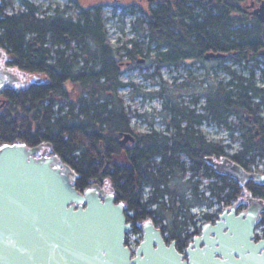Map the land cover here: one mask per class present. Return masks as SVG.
<instances>
[{"label": "trees", "instance_id": "16d2710c", "mask_svg": "<svg viewBox=\"0 0 264 264\" xmlns=\"http://www.w3.org/2000/svg\"><path fill=\"white\" fill-rule=\"evenodd\" d=\"M7 1L0 0V51L11 61L10 69H5L20 77L21 84L4 91L8 101L0 109V145L43 143L70 165L80 188L104 181L96 168L95 156L103 147L98 143L115 145L119 135L131 129V112L119 93L125 84L120 80V52H127L134 60L153 48L156 63L173 61L179 65L189 59L207 60L204 55L210 50L226 53L225 57L210 58L213 60L250 61L264 47V23L242 20L238 14V7L247 0H158L146 9L138 8L133 0L123 5L110 0L114 6L127 5L130 12L139 10L137 19L145 25L142 40L133 37L130 46L116 47L108 37L102 4L96 12L74 22L63 15L38 16L41 5L27 0L25 11L5 14ZM66 34L71 41H65ZM225 70L232 74L231 79L213 85L203 108L209 118L224 122L233 131L228 118L237 116L245 121L254 112L249 93L255 87L251 78L240 76L230 65ZM199 96H192V104ZM175 106L189 111V106L179 101ZM193 113L197 122L199 115ZM256 149L244 142L235 154L238 163L248 169ZM142 150L138 148L131 169L118 164L113 180L118 200L128 209L141 210L148 203L141 188L151 179V149L145 156ZM260 151L264 156V150ZM249 179L238 187L225 175L223 195L217 193L218 198L230 204L238 196L250 194V200L264 203V184ZM149 197L154 202L159 196L150 190ZM186 243L180 242L179 249Z\"/></svg>", "mask_w": 264, "mask_h": 264}, {"label": "water", "instance_id": "95a60500", "mask_svg": "<svg viewBox=\"0 0 264 264\" xmlns=\"http://www.w3.org/2000/svg\"><path fill=\"white\" fill-rule=\"evenodd\" d=\"M254 12L264 21V0ZM204 56L226 53L210 50ZM17 79L0 68V92ZM128 139L134 136L127 132L121 142ZM40 149L26 142L0 145V264H264V237L255 235L259 200L238 213L236 205L225 207L184 250L175 240L167 242L150 220L132 248L126 242L132 229L126 204L98 183L77 187L70 165L55 154L38 155ZM227 170L264 183V173L235 161Z\"/></svg>", "mask_w": 264, "mask_h": 264}, {"label": "flooded vegetation", "instance_id": "af4514ba", "mask_svg": "<svg viewBox=\"0 0 264 264\" xmlns=\"http://www.w3.org/2000/svg\"><path fill=\"white\" fill-rule=\"evenodd\" d=\"M8 1L4 9L5 14H16L26 10V0H18L22 4L20 6L13 5L11 0ZM27 1L40 6L39 3L34 1ZM46 1L47 4L45 8H40L36 13L38 16L52 17L63 15L64 17H70V19L74 22H79V19L83 15H87L89 12H96L100 4H102V8L104 6L113 5L110 0H67V3L65 4H63L62 0ZM116 1L122 5L124 3L128 4V0ZM147 1L153 3L158 0ZM261 1L262 0H250L249 3L246 4L243 2L238 7V14L240 15V18L242 20L249 18L253 21L256 20L264 23V21L258 17L257 13L254 12ZM133 3H136L137 7L140 9H146L148 7V5H145V0H133ZM65 41H71L67 34L65 35ZM72 43H74V40H72ZM259 50L257 51V56L253 60H242L230 65L231 68L232 66H240L241 70L237 73L243 77L245 76L243 75V72L245 70L249 71L250 74L245 77L251 78V82L255 87V90L249 93V97L253 100L252 104L254 106V112L249 117H246L245 121H242L240 118L235 116L237 121L235 125L240 131L242 145L245 142V144L257 147L255 150L256 155L253 164L264 161L263 153L260 151L264 150V54H261ZM148 55L149 53L144 54L145 59ZM125 57L127 60L120 62V68L123 62L127 63V65H131L132 63L130 55L127 54V52H125ZM10 62L11 61L6 58V55L4 54L3 56V53L0 51V68L4 70L10 69L12 66L10 65ZM187 62H190L194 67H196V65L200 67H207V65H205L207 62L206 60L199 61L189 59ZM214 62L215 65L213 67L226 71L225 67L227 65V61L216 60ZM156 66L158 69L162 68L167 69L168 71L178 68L177 62L173 61L161 62L160 64L156 63ZM17 72L19 74L21 70L17 69ZM158 73L163 78V72L159 71ZM19 78L20 77H18V80ZM18 80L15 81L13 86L21 84ZM222 82L223 81H218L217 84ZM5 90L6 88L0 92V109H2L8 101L7 96H5L4 93ZM208 93H202V95L205 94L204 97L206 98ZM181 103L183 104V102ZM176 104H178V102L175 100L164 102L163 107L158 111V113H155L162 116L164 115L163 127H150V129L143 130L141 132H137L131 128L129 131L122 132L119 135L118 140L116 141L117 144L115 145L111 142L107 144V147H104L103 141L98 143L103 147L95 156L98 162V166L96 168L98 169L99 174L104 177V181L96 183L102 186L104 190L115 193V195L116 188L113 180L118 173V164L123 163L131 169L132 165L130 162L133 157L137 155L138 148L143 149V156L148 155L146 152L148 149H151L148 168L151 172V179L148 182H145L144 185L150 186L153 196L159 197H157L154 202H151L152 198L150 197L148 199H144L148 203L141 210L128 209V206L126 205V215L132 224V229L128 231L126 237V242L129 244H131L130 235L131 233H136L135 230H137L139 235L135 241L139 242L142 239L143 225L150 220L161 229V232L167 242L175 240L177 247L179 248V243L186 241L187 243L183 248L184 250L189 242L192 241L194 236L202 232V226L206 222L215 223V221L219 218V214L225 207L231 208L232 205H236L238 213L247 209L253 201L248 197L250 194L238 196V198L232 200L230 204L225 201H221L217 196V193L219 192L221 193L220 195H223L221 191V184H223V177L225 175H229V178L232 181H236L238 187H242L245 183V180L243 181V179L233 177L227 170V166L232 161L238 163V159L235 157L237 151H230L231 149L229 147L232 146L230 143L225 144L222 139L215 137L216 134H212L213 131H211L210 128L211 122L219 125L225 123L209 118L206 115V110L203 108L204 103L200 108H198L196 104L195 106H189V111L175 106ZM193 112L198 113L199 115L197 122L194 121ZM127 132L131 133L134 136V139H128L122 143L121 139ZM36 145H41L38 155L54 154L48 147L44 146L43 143ZM253 169V166H249L246 170L253 171ZM256 171L264 173V167L262 166L260 169L257 168ZM248 181H251V179L248 178L246 182ZM254 181L256 180L254 179ZM144 185L141 188V191L144 190L143 193H145ZM207 191L210 192L211 195L215 196L214 200L211 202L205 201L207 200ZM242 192L243 190L241 188L240 193ZM167 196L174 197L172 199L173 207L170 208L171 212L188 210L192 212L191 218H188L187 221L182 224L178 223L177 219H174V215L168 214L167 212L169 209H167L166 206L169 203L165 202L164 199V197ZM202 197H204V201L202 200ZM116 200H118L117 195ZM183 201H188V204L183 203V206L180 207L175 205ZM153 205L155 206L153 207ZM193 209L196 211H193ZM259 229L264 230V203H262L259 220L255 228L256 240L264 237V233L259 234Z\"/></svg>", "mask_w": 264, "mask_h": 264}, {"label": "rangeland", "instance_id": "374dc122", "mask_svg": "<svg viewBox=\"0 0 264 264\" xmlns=\"http://www.w3.org/2000/svg\"><path fill=\"white\" fill-rule=\"evenodd\" d=\"M41 5V9H44L47 1L46 0H30ZM132 1V0H129ZM250 0L244 2L249 3ZM63 4L67 3V0H62ZM13 5L20 6L21 2L18 0H12ZM152 2L145 0V5L150 6ZM127 7V5H125ZM122 5L119 6H104L101 11L105 18V24L108 30V37L111 44L116 47L118 45L126 44L130 46V39L140 37L144 33L145 25L141 19H137L140 15V11L130 12ZM149 55L146 57L144 54ZM144 54H139L138 57L132 60L131 65L122 63L120 80L125 84L119 89V93L128 106L131 112V128L137 132L153 128H160L164 126L163 117L164 115L155 114L163 107L164 102L168 101H179L183 102L184 105H195L200 108L205 102V97L202 93H208L212 91L213 85L217 84L218 81L227 82L231 79L232 74L230 72L220 70V68L213 67L216 60L207 59V67L198 66L194 67L187 61H182L178 68L168 71L156 66L155 61V50L152 48ZM119 63L123 60H127L125 54L120 52L118 54ZM140 61H139V60ZM138 60V61H137ZM226 64L233 65L231 60H227ZM232 69L237 73L241 70L240 66H232ZM163 72V78L158 72ZM257 72V71H256ZM249 71L245 70L243 75H249ZM164 80V81H162ZM212 85V86H211ZM198 103L192 104L191 98L194 95H200ZM237 123L234 117L228 118V125L234 130L233 134H229L228 126L225 124L219 125L214 122L210 123L211 131L213 135L218 139H222L223 143H230L232 146L229 147L230 151H238L242 147V139L240 131L236 128ZM218 131V133H217ZM261 163L251 164L250 166L254 169H260L264 167V161ZM151 188L146 187L145 193L143 194L144 199L149 198ZM208 202L214 200V197H210L209 192H206ZM174 197H164L165 202L169 203L166 207L169 209L167 212L170 215H174V219L178 220V223H184L187 219L191 218V211H173L171 212ZM190 198V197H189ZM204 201V197H202ZM175 203V202H174ZM188 204V201H183L176 206H183ZM155 205H153L154 207ZM193 211H196L193 209ZM139 237L138 233H131L130 243L132 247H136L137 241L135 239Z\"/></svg>", "mask_w": 264, "mask_h": 264}, {"label": "built area", "instance_id": "2783aa9c", "mask_svg": "<svg viewBox=\"0 0 264 264\" xmlns=\"http://www.w3.org/2000/svg\"><path fill=\"white\" fill-rule=\"evenodd\" d=\"M259 234H263L264 233V230L263 229H259Z\"/></svg>", "mask_w": 264, "mask_h": 264}]
</instances>
